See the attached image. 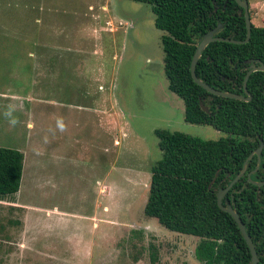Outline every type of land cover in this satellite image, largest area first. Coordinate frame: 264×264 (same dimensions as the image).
I'll return each instance as SVG.
<instances>
[{"label": "rangeland", "instance_id": "rangeland-1", "mask_svg": "<svg viewBox=\"0 0 264 264\" xmlns=\"http://www.w3.org/2000/svg\"><path fill=\"white\" fill-rule=\"evenodd\" d=\"M247 4L263 26L264 0ZM161 33L145 3L0 0V147L23 155L0 264H201L197 237L143 213L155 129L226 135L184 121Z\"/></svg>", "mask_w": 264, "mask_h": 264}, {"label": "trees", "instance_id": "trees-1", "mask_svg": "<svg viewBox=\"0 0 264 264\" xmlns=\"http://www.w3.org/2000/svg\"><path fill=\"white\" fill-rule=\"evenodd\" d=\"M148 4L161 31L162 68L167 89L183 105V119L209 125L224 137L205 140L178 131L155 129L161 157L149 168L143 213L165 229L197 237L194 258L201 264H250V254L232 217L216 205V192L239 172L260 142L244 173L224 193L221 204L236 210L251 239L256 264H264V72L248 75L249 101L216 96L197 85L189 64L197 40L217 24L214 36L243 40V13L234 0H130ZM253 64H264V25L251 24L244 43L211 41L195 63V76L208 86L243 94L242 78ZM201 102L207 111L199 106ZM21 151L0 147V199L13 196L22 171Z\"/></svg>", "mask_w": 264, "mask_h": 264}, {"label": "water", "instance_id": "water-1", "mask_svg": "<svg viewBox=\"0 0 264 264\" xmlns=\"http://www.w3.org/2000/svg\"><path fill=\"white\" fill-rule=\"evenodd\" d=\"M234 1L242 9L244 27H245V37H244V39L243 40H235V39L226 38V37L214 36L215 31L221 26L220 24H218L214 28L206 31L197 40V43L195 45L194 51H193L191 59H190L189 73H190V76H191L192 80L197 85L201 86L208 93H211V94L216 95V96L232 98V99H236V100L249 101L250 100V94H249V92L246 89V80L248 78V75L251 72H254V71H263L264 72V64H262V63H258V64L251 63L248 66V69L245 72V74H244V76L242 78V83H241L243 94L214 89V88L208 86L207 84H205L204 82L200 81L195 76V73H194L195 63H196L197 59L199 58V56H200L202 50L204 49V47L209 42H211V41H223V42H230V43H244V42H246L248 40L249 34H250L251 22L249 20L247 0H234ZM199 106L202 108L203 111H207V108L201 102H199ZM261 148H262V142H260L259 145L254 150H252L249 153V155L247 156V158H246V160L249 159L253 154L256 157V165H255V168L253 170H251V172L255 171V169L258 167ZM246 160H245V162H246ZM245 162L242 164V167L239 170V172L233 177V179L227 184V186H225L223 189H218L217 190V192L215 194L216 195V205H217V207L220 210L228 213L232 217V219L235 222V224H236V226H237L242 238L245 241V244L247 245V248H248V251H249V254H250V264H256L257 260H256V254H255V250H254L253 244H252L251 239L249 238V236L245 233L243 224H242L238 214L236 213V210L233 207L229 206V205H224L223 206L221 204V199H222V196L224 195V193L244 173V170H245V167H246ZM251 172H249L247 176H249V174ZM247 181L252 183V184H254V185H256V186H261V185L264 184V178L262 180H260V181H252V180H250L248 178Z\"/></svg>", "mask_w": 264, "mask_h": 264}, {"label": "crops", "instance_id": "crops-1", "mask_svg": "<svg viewBox=\"0 0 264 264\" xmlns=\"http://www.w3.org/2000/svg\"><path fill=\"white\" fill-rule=\"evenodd\" d=\"M101 9L104 8L103 10H106V6L105 5H101L100 6ZM94 19V18H93ZM105 21H108V20H105ZM27 28V27H26ZM107 30V28H106ZM109 31V30H107ZM39 43L37 44H31V46H28V45H25V50H31V49H36L37 46H38ZM4 49V48H3ZM10 50H13V48H10ZM31 53H28V55H30ZM12 197V196H11ZM11 197H6V198H3V199H0V208L3 207H6L8 208L7 209V213L8 212H13L15 210L14 208V204L12 203V198ZM2 205V206H1Z\"/></svg>", "mask_w": 264, "mask_h": 264}, {"label": "flooded vegetation", "instance_id": "flooded-vegetation-1", "mask_svg": "<svg viewBox=\"0 0 264 264\" xmlns=\"http://www.w3.org/2000/svg\"><path fill=\"white\" fill-rule=\"evenodd\" d=\"M217 25H218V24H217ZM220 27H221V26H220ZM220 27H219V28H220ZM219 28H218V29H219ZM218 29H217V30H218ZM217 30H216V31H217ZM216 31H215V32H216ZM250 172H251V171H250ZM248 173H249V172H248ZM248 173H247V175H248ZM251 173H252V172H251ZM249 175H250V174H249ZM247 177H249V176H247ZM247 179H248V178H247Z\"/></svg>", "mask_w": 264, "mask_h": 264}, {"label": "built area", "instance_id": "built-area-1", "mask_svg": "<svg viewBox=\"0 0 264 264\" xmlns=\"http://www.w3.org/2000/svg\"><path fill=\"white\" fill-rule=\"evenodd\" d=\"M106 23H108V22H106Z\"/></svg>", "mask_w": 264, "mask_h": 264}]
</instances>
